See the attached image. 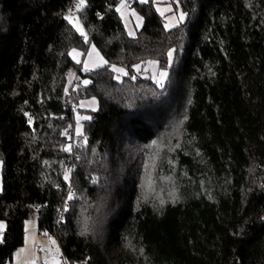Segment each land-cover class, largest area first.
Returning <instances> with one entry per match:
<instances>
[{
    "label": "trees",
    "instance_id": "obj_1",
    "mask_svg": "<svg viewBox=\"0 0 264 264\" xmlns=\"http://www.w3.org/2000/svg\"><path fill=\"white\" fill-rule=\"evenodd\" d=\"M119 2L0 0V264L33 214L65 264H264V0H168L170 29L131 0L134 37ZM90 44L108 64L84 72ZM149 60L163 86L132 74Z\"/></svg>",
    "mask_w": 264,
    "mask_h": 264
},
{
    "label": "rangeland",
    "instance_id": "obj_2",
    "mask_svg": "<svg viewBox=\"0 0 264 264\" xmlns=\"http://www.w3.org/2000/svg\"><path fill=\"white\" fill-rule=\"evenodd\" d=\"M141 2V0H138ZM148 1V0H147ZM131 0H120L117 6V11L124 23V26L127 30L128 35L134 37L137 32L142 28L144 19L143 17L130 6ZM159 4V9L162 10L165 6L161 4L160 1H157ZM178 9V8H177ZM180 13V11H179ZM179 13H175L174 16L168 17L166 19V24L168 27L174 26L179 22V18L181 15ZM71 18L75 22L78 19V26L82 28L84 36L85 30L80 22L77 15L71 14ZM73 26L74 24L71 23ZM76 30L77 28L74 27ZM80 33V31H77ZM81 34V33H80ZM95 49V51H93ZM74 53H78V55L74 56ZM72 59L78 64L82 71L88 72L91 70H95L101 67L106 66L107 60L98 50V48L90 44L88 50L83 52L80 49H73L70 53ZM79 61V63H77ZM114 69H120L122 71H117L119 76L125 75L128 72L126 67H117L112 66ZM164 73L165 75H162ZM132 74L134 76H143L146 78H151L154 80L159 86H163L167 79V70L160 69L158 63L156 61H145L137 66H135ZM78 74L75 69L71 70L69 73L68 86L73 84ZM88 81L86 79L82 80V84H87ZM78 84V83H77ZM77 84L74 87H77ZM80 106V110L76 112L75 120H76V135L81 134L82 132V121L87 117L88 110H97L98 102L95 98H81L78 101ZM1 168L2 162L0 160V192L2 190V182H1ZM0 240L2 239V233L5 230L6 224L3 220H0ZM25 245V246H24ZM22 247H24L20 253L16 254L15 259L10 264H65L61 257V250L59 247V243L55 236L47 235V236H39L38 226H37V216L33 214L29 217L25 222V243Z\"/></svg>",
    "mask_w": 264,
    "mask_h": 264
},
{
    "label": "crops",
    "instance_id": "obj_3",
    "mask_svg": "<svg viewBox=\"0 0 264 264\" xmlns=\"http://www.w3.org/2000/svg\"><path fill=\"white\" fill-rule=\"evenodd\" d=\"M154 1H155V4H156V7H157L158 12H159L162 16L165 17V21H166V19H167L168 17H172V16L175 15V13H179V11H180L179 14L181 15V17H183L182 19H181V17H180V18H179V22H178L177 24H175L174 26H170V27H168V25L166 24L167 28H169V29H170V28H173V27L177 26L179 23H181V22H183V21L185 20V18H186V14L183 13V11L181 10V8H179V7H178V9L174 8V6H173L172 4H170V3L168 2V0H154ZM157 1H160L161 4H164V5H165V6H163V7H164L163 12H162V10L159 9V4L157 3ZM38 233H39V236H40V237H42V236H47V235H45V234L40 233L39 231H38ZM24 246H25V245H24ZM23 248H24V247H20L18 250H16V252L14 253V258H13V259H15L16 254H17V253H20L21 250H22Z\"/></svg>",
    "mask_w": 264,
    "mask_h": 264
},
{
    "label": "snow or ice",
    "instance_id": "obj_4",
    "mask_svg": "<svg viewBox=\"0 0 264 264\" xmlns=\"http://www.w3.org/2000/svg\"><path fill=\"white\" fill-rule=\"evenodd\" d=\"M141 2H143V3H146L147 2V0H141ZM85 6V0H77V3L75 4V7H76V9H77V11H80V10H82V8ZM183 17H181V19H182ZM65 19H68L69 20V23H73L74 24V27H76L77 28V31H80V33H81V35H84V33H83V31H82V28L81 27H79L78 26V19L74 22L73 21V19L71 18V12L69 13V15H67V16H65ZM93 51H95V49H93ZM75 55H78V53H74V56ZM169 58H171V56H172V53L171 52H169ZM77 63H79V61H77ZM114 71H122V70H120V69H113ZM162 75H165L164 73H162ZM66 151H70L71 149H70V147L69 148H67V149H65ZM66 179H67V174H66V177H65ZM69 198H71V197H69ZM0 227H2V226H0Z\"/></svg>",
    "mask_w": 264,
    "mask_h": 264
},
{
    "label": "built area",
    "instance_id": "obj_5",
    "mask_svg": "<svg viewBox=\"0 0 264 264\" xmlns=\"http://www.w3.org/2000/svg\"><path fill=\"white\" fill-rule=\"evenodd\" d=\"M77 144H78L79 146H81V145H82V141H78ZM71 147H73V144H72Z\"/></svg>",
    "mask_w": 264,
    "mask_h": 264
}]
</instances>
